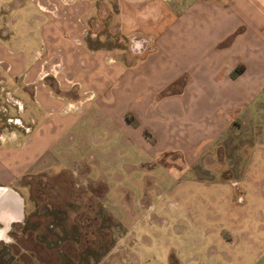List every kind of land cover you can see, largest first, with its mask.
Here are the masks:
<instances>
[{"label":"crops","instance_id":"crops-1","mask_svg":"<svg viewBox=\"0 0 264 264\" xmlns=\"http://www.w3.org/2000/svg\"><path fill=\"white\" fill-rule=\"evenodd\" d=\"M132 33L142 35L126 49ZM0 81L29 126L0 140V240L18 250L15 237L32 234L21 178L81 164L116 181L122 169L128 203H145L164 187L163 157L179 160L175 181L199 139L264 140V0H0ZM68 182L54 183L58 196ZM106 185L112 195L122 187Z\"/></svg>","mask_w":264,"mask_h":264},{"label":"rangeland","instance_id":"rangeland-1","mask_svg":"<svg viewBox=\"0 0 264 264\" xmlns=\"http://www.w3.org/2000/svg\"><path fill=\"white\" fill-rule=\"evenodd\" d=\"M140 35L127 34L126 49L133 46L134 36ZM3 90L13 91L0 81V104L7 109L2 111L4 115L0 110V140L6 141L29 126L23 104L20 110L5 106ZM226 134L205 148L207 140L199 139L196 149L201 153L191 166L184 164L179 180L174 181L179 160L163 157L168 172L157 177L164 187L153 188L151 202L128 203L122 169L113 171L120 174L116 181L86 176V167L81 164L79 172L74 166L72 174L21 178L17 184L26 202V229L32 234L15 237L18 250L0 240V264H264V140L241 142L240 135L222 140ZM214 146L216 153L211 155L208 147L212 150ZM109 159L116 165L139 157L132 154L130 159L122 155ZM209 164L215 165V170L207 168ZM237 165L238 170L233 168ZM201 166L206 170H197ZM106 174L110 178V173ZM223 175L236 180V186L222 180ZM62 177L71 188L58 196L54 183ZM108 182L122 187L115 188L112 195ZM119 195L124 197L117 203ZM140 227L150 232L135 236L134 228Z\"/></svg>","mask_w":264,"mask_h":264},{"label":"built area","instance_id":"built-area-1","mask_svg":"<svg viewBox=\"0 0 264 264\" xmlns=\"http://www.w3.org/2000/svg\"><path fill=\"white\" fill-rule=\"evenodd\" d=\"M2 100L5 104V106H15L18 110H20V108H22V104H21V101L15 97L13 94H11L10 91L8 90H3L2 91ZM0 110L1 112H5L7 111V109L4 107V105L0 104ZM2 112V114L4 115V113ZM9 120V119H8ZM15 121H18V118H15L14 119ZM23 131H27L28 130V127H24V129H22Z\"/></svg>","mask_w":264,"mask_h":264},{"label":"trees","instance_id":"trees-1","mask_svg":"<svg viewBox=\"0 0 264 264\" xmlns=\"http://www.w3.org/2000/svg\"><path fill=\"white\" fill-rule=\"evenodd\" d=\"M20 258V257H19Z\"/></svg>","mask_w":264,"mask_h":264}]
</instances>
